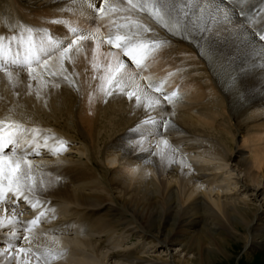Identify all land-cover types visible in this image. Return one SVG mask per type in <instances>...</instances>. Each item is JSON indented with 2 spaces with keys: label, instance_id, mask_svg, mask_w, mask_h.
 I'll return each mask as SVG.
<instances>
[{
  "label": "bare ground",
  "instance_id": "bare-ground-1",
  "mask_svg": "<svg viewBox=\"0 0 264 264\" xmlns=\"http://www.w3.org/2000/svg\"><path fill=\"white\" fill-rule=\"evenodd\" d=\"M224 4V0H107L103 5L105 11L98 13L99 0H5L10 19L1 18L0 6V44L14 41L17 32L21 44L28 39L39 44L29 56L37 62L26 66L24 61L16 72L0 73V123L56 128V124L71 122L80 129L77 136L90 152V158L97 157L102 144L112 154L119 153L120 160L142 163L158 174L164 169H174L165 166L173 161L172 150L162 144L159 154L153 150L136 154L147 136L139 125L145 124L143 128L155 133L182 130L209 138L221 135L222 141L223 131L231 133L235 124L234 137L240 136L243 146L251 142L252 149L249 153L241 149L234 152L232 139L228 142L232 149L226 157L246 173L243 185L246 191L264 196L258 187V181L264 182V43L256 35L263 33L264 24L254 22L252 17L256 31L245 24L237 25L241 20L236 11L231 6L222 9ZM249 4L245 8L262 9L264 18V3ZM4 19L13 21L10 29L3 26ZM75 25L82 28L74 29ZM72 29L85 38L78 37L74 42L69 37ZM116 36L131 37L135 43L144 45L143 54L137 56L139 65L126 55L128 49L108 43L110 39L115 42ZM55 46L60 48L55 50L56 54H45ZM121 63L124 67L117 71ZM176 86L177 94L172 92ZM10 92L13 101L8 96ZM185 97L191 102L186 101V109L180 111L154 107L159 102L180 105ZM73 115L76 120H72ZM104 120L108 123L103 124ZM17 136L5 137V144L11 139L18 146ZM17 165L19 170L12 174L10 168ZM88 167L87 163L77 167L45 160L16 162L8 157L0 163V184L78 204L86 211L77 210L81 225L100 234L118 231L126 225L121 222V215L127 214L123 219L135 225L134 235L165 246L179 245L185 256L178 257L177 264H201L204 245L207 253L213 252L216 237L222 239L223 249L225 230L229 228L236 233L241 232L240 228L247 234L254 232L251 248L264 241V211L251 200L228 195L222 198L218 195L215 210L206 194H196L202 181L196 173L187 172L181 178L185 185L195 186L196 196L194 199L190 196L187 203L177 187H163L143 173L133 177L128 171L110 170L109 187L102 186L103 176L97 177L98 173L89 172ZM90 167L94 171L95 163ZM109 200L116 205L109 206ZM105 206L109 208L107 218L101 213ZM20 221L16 219L4 233L0 230V240L20 253L21 249L24 252L32 246L42 247L37 256L45 264H79L77 258L85 256L80 239H58L60 251L45 236L51 228L36 227L39 224L36 219L19 224ZM59 226L67 229L66 223ZM99 241L100 238L82 243L100 256ZM137 254L130 251L111 255L122 256L132 264H169L163 258L149 259ZM13 262L23 264L18 259ZM80 263L85 264V258Z\"/></svg>",
  "mask_w": 264,
  "mask_h": 264
},
{
  "label": "rangeland",
  "instance_id": "rangeland-1",
  "mask_svg": "<svg viewBox=\"0 0 264 264\" xmlns=\"http://www.w3.org/2000/svg\"><path fill=\"white\" fill-rule=\"evenodd\" d=\"M251 1H254V4L256 2L264 3V0H249L248 3L247 2L245 3V5L249 6L250 5L249 3ZM228 4L229 3L227 4L225 3L221 8L222 9L227 8L229 6ZM0 6L3 7L1 12L2 16L0 15L1 18L7 17V19H10V17L7 16L8 14L5 7L6 6L5 0H0ZM231 7L236 11L239 18H240L239 14H242L240 18L241 21L236 22L237 25L239 24L240 26H244L245 24L249 29H251V31H256L254 29L253 23L251 22L253 20L252 14L250 17L245 18V16L248 15V12H250L249 8H245V6L242 7V4L241 3L237 4L236 1L233 2V5H231ZM221 8L219 11L222 10ZM261 18L262 19L254 18L255 20L254 22L264 24L263 21L264 18L262 17V15ZM7 19H4L3 26L5 24V27L10 29L13 24V21L9 20L10 21L9 23ZM249 22L252 25L248 24ZM24 27L26 29H30L28 26H24ZM15 28L17 30L18 26L15 25ZM192 83H195V81ZM197 83L195 84L198 85ZM222 90L224 91L223 88ZM184 92L185 90L182 93L184 94ZM12 94L11 92L8 93L9 98L11 97L10 99H12L11 101H13L14 98L13 96L14 94L13 95ZM183 100L185 101L182 103L184 105L180 104L176 106L174 105L171 106L168 105L167 103L162 104L158 101L159 103H155L156 106L154 107L156 109L159 110L163 109L164 111H168V112L173 109L175 110L177 109V111H180V109L181 110L186 109L185 106H187L186 105L187 102H191V99H188L187 97H185ZM124 102L125 101H122L121 103ZM166 105L168 108L166 107ZM177 111L176 113L180 115V113ZM178 114L177 116H179ZM109 117L111 116L109 115ZM59 119L62 120L61 118ZM74 119L75 116L73 115L72 120ZM105 123H108V121L104 120L103 124ZM5 124L8 125L11 123L8 124L5 123ZM5 124L0 123V126L3 127ZM72 124L71 122L69 123L63 122L61 125L56 124L57 126L56 125L54 126L56 128H52V127L46 128L40 126L39 127L22 126V130H21L22 134L19 131H17L15 133L13 132L10 135L19 136V139L17 136V140L19 141L18 143L20 144V145L18 144L20 146L19 150L21 149V146L27 148L23 149V151L21 150V153L19 154L20 156H15L10 158H13V160L16 162L21 160L24 161L27 159L28 161L45 160L48 162H61V164H64L65 166H77V167L78 166L83 167L84 164L86 163L90 167L93 165V163H95V167L93 168L94 171L90 169L91 167L90 168L88 167L87 170L89 172L92 171L93 174L97 172L98 173L96 174L97 177H100V175L103 176L102 181L104 183L102 182V186L106 185L109 187L111 186L107 183V176L109 174L108 171L110 172V170L120 169L123 170L124 172L128 171L127 173L129 174L130 172L132 174L131 176L133 177H136L138 173H143L145 176L153 177L163 187H167L169 185L177 187L178 190L183 193L182 199L185 200L187 203L191 201L190 200L191 197L193 196L195 197L196 194L201 192L204 195L206 194L205 196L207 200L215 210L217 209L215 200L217 199L218 195H220L221 198L224 197L225 195H228V196H238L240 199L246 201L251 200L254 202L256 206H258L262 211H264V196L261 195L260 193L257 196L254 195L255 194L254 192L252 193L250 191L249 192L246 191L245 187L243 186L246 184V179H247L246 173H244L241 168H238L236 166L235 161L229 160L226 157V155L231 152L232 148L228 142L229 141L232 142V139L235 140V141L233 140L235 142V143L233 142L234 152L238 151V149H241L244 152L249 153L252 149L250 147L251 142L243 146V142L241 140L242 138L238 135L234 137L235 136L234 132L236 131L234 123L231 133L228 134L227 130L223 131V136L225 139H223L222 136V141H220L221 138H219L221 137V135H219V137L217 138L215 136L209 138L206 136L202 137L196 133H190V132L188 133L187 131H182V130L181 131L168 130L167 132L162 131L155 133L152 131H148V129L143 128L146 127L145 124L139 125V128L141 129L140 131L142 132L143 129L144 132H147V136L143 139L142 146L136 150V154L137 153L139 154V152L146 153V151L148 153L151 150L159 154L160 151L162 150V146H161L162 144L163 145L166 144V146L172 150L171 152H172L173 161H169L171 162L170 164H168L169 162L165 161L166 162L165 166L166 168L170 166V168L172 169L174 168V169L173 170L164 169V171L161 174H158V172L155 169H152L151 167L148 166L144 167L142 163L139 162L133 163L132 160H120L119 153L112 154L110 151L105 149L104 145L102 144L98 149L99 153L96 152L97 157L92 158L91 156L90 158V152L87 151L85 145L79 140L80 138H78L77 136V134L80 133L79 132L80 129L78 130V128L74 126V124L73 125ZM103 134L104 135L106 134L105 131ZM229 135L231 136V138H229L230 137ZM136 137L139 138L138 136ZM249 137L250 138L253 137V134H251ZM226 140L228 144L226 143ZM217 144H220L221 146H218ZM215 145L218 148L215 147ZM228 145L229 147H227ZM39 149L41 150L40 152L42 155L40 157H37L36 155ZM100 149L102 152H100ZM29 150L32 152L29 156H26ZM94 159L97 161H95ZM187 172H191L194 174L196 173V175L202 177V181H200L201 184L200 188L198 191H195L197 192L196 194H193L195 186L192 187L193 186L192 183L191 184L188 183L185 185V183L181 181L182 180L181 178L183 177L184 173ZM243 180L245 183L243 182ZM260 183L261 182L258 181L259 184L258 187H260L259 189L261 190V192L262 191L264 192V182H262L261 184ZM0 190H2L0 191L2 192V194L0 193L1 195L0 196L1 197L0 198V204H1L0 230L3 231L2 233L10 229L12 227L11 224L16 222V219L17 220L21 219L19 224L23 222L27 223L30 220L36 219L37 222L39 223L38 225H36V227L44 226L46 228L52 229L51 231L47 230L45 232V236L48 239H50V241L53 242L54 248L59 249L60 251H62V248H58L59 247L57 243L58 239L59 241L68 240L72 238L78 241V239H80L79 243L85 246L84 247L85 249H83V247L81 248L82 250H84L85 256H81L77 258V262L79 264H81L80 262L81 259L83 258H85V264L86 263L87 264H132L127 262V260H123L124 257L122 256L121 258H116V257L114 258L111 254L115 252L117 254L120 253L127 254L130 251H135L138 253L137 255H139L140 257L142 256L149 259L157 258V260L159 258L160 260H162L163 258L166 259V261L169 264H177L176 260L178 259V257L185 256L184 252H182V249L177 244H173V245L169 244L165 246L158 241H152V239L147 240L146 238L144 239L141 238L139 235L138 236L134 235L132 233V230L135 228V225L131 223L129 224L127 220L123 219L127 217V214L123 215V217L121 215V222L126 225H122L121 226L122 228L118 229V231L106 232V233L104 232L100 234L92 230L91 231L86 230L85 227L81 225V218H80L81 215L79 214L78 211H82L83 213L86 211H84L81 206H79L78 204L72 201H68L65 199L63 200V199L44 197L43 195L36 196L35 194L31 193V191L29 190L19 189L15 186L12 187L11 185L9 186V185L0 184ZM107 204H109V206L116 205L115 202L113 203V201L111 200H109ZM108 209L107 206H105V208L101 210V213L104 214L105 218H107ZM122 213H126V210L122 211ZM1 220L3 222H1ZM62 222L66 223V228H67L66 230L61 229L60 226L57 227V225H59ZM8 223L10 225H8ZM230 229L231 228L225 230L226 236H224L223 240L226 241L225 242L226 244L223 245L224 250L222 249V246L220 244V241H222V239L220 240L218 237L215 238L216 241H214L215 244L212 247L213 252L207 253L206 246L204 245L203 254L201 256L203 258L202 260L200 259L201 264H264V241L262 243H258L257 246H255L254 248H251L249 244L253 239L252 236H254L253 230H252L253 234L252 233L247 234L246 231L245 230L243 231L242 228H240L241 232L239 233H236L232 229L231 230ZM71 230L73 231V233H68V231ZM21 231L24 232L23 230ZM202 235L203 237H205L204 239L207 238L204 235V233H202ZM97 238L98 239L100 238L101 240L98 242L102 246L100 256H97V254L92 250L91 246L88 247L87 245L82 243L86 241L88 242L89 240L92 239L98 240ZM245 238L248 240L246 241ZM149 240L152 242H150ZM206 240H208V238ZM217 243H219V245ZM216 244L217 246H215ZM67 246L69 245L67 244ZM225 246L227 248L226 251L224 248ZM41 248L32 246V249L30 247V249L27 248L28 251H24V252L21 251L20 253V251H18L16 248L11 247L1 239L0 264H14L13 261L16 259L21 261L23 264H35V262L38 264H43V263L45 264L44 260H40L41 258H38L37 256V253L42 250ZM68 250L69 248L66 247V251ZM30 251L32 252L31 254H29ZM106 255H108V257ZM188 256L190 257V255ZM37 260L38 261L40 260L41 263L37 262Z\"/></svg>",
  "mask_w": 264,
  "mask_h": 264
},
{
  "label": "snow or ice",
  "instance_id": "snow-or-ice-1",
  "mask_svg": "<svg viewBox=\"0 0 264 264\" xmlns=\"http://www.w3.org/2000/svg\"><path fill=\"white\" fill-rule=\"evenodd\" d=\"M100 3V7L97 8V12L98 13H103L105 11L103 5L107 3V0H99ZM93 7H95V5H92ZM0 39H2V37H0ZM80 39H83V37H80ZM259 39L261 41H264V35H260ZM123 41V45L121 44V42ZM109 44H113L114 43V47L116 48H120V47H124L126 49H128V51L126 52V55L131 57V62L135 63L136 65L140 64V59L137 58L138 55H142L143 54V50H144V45L141 44H137L135 43L131 37L125 38L123 36H116L115 38V42H113L111 39L108 41ZM69 47H71V45H69ZM65 51H67V49H65ZM45 63H47L45 61ZM124 67V65L118 64L117 66V71H119L120 68ZM118 84V81H117ZM131 93H129V97L131 98ZM8 143H12V140L9 139L7 141ZM4 147L3 144H0V149H2ZM8 157H0V163H2L3 161L7 160ZM31 162H29L30 164ZM19 170V165H17L16 167H11L10 168V172L12 174H15L17 171ZM0 172H2V169H0ZM5 179H7V177H4ZM21 251H23V249H21Z\"/></svg>",
  "mask_w": 264,
  "mask_h": 264
}]
</instances>
